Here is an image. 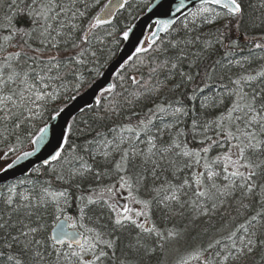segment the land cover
I'll return each instance as SVG.
<instances>
[{
  "label": "snow or ice",
  "instance_id": "1",
  "mask_svg": "<svg viewBox=\"0 0 264 264\" xmlns=\"http://www.w3.org/2000/svg\"><path fill=\"white\" fill-rule=\"evenodd\" d=\"M127 5L92 15L90 0H0V142L15 141L0 160L22 132L33 145L6 169L45 142L47 124L38 136L29 129L67 94L68 78L78 92L85 69L99 74L108 26ZM249 7L179 0L154 21L37 178L0 188V264H264V0ZM74 134L82 143H70ZM117 188L139 209L118 207Z\"/></svg>",
  "mask_w": 264,
  "mask_h": 264
},
{
  "label": "water",
  "instance_id": "2",
  "mask_svg": "<svg viewBox=\"0 0 264 264\" xmlns=\"http://www.w3.org/2000/svg\"><path fill=\"white\" fill-rule=\"evenodd\" d=\"M120 2L121 0H106L96 13L101 12V9H103L106 4L111 3L118 5ZM178 3L179 0L151 1L144 13L128 27L131 28L129 39L125 41L122 39V36H120L121 46L119 50L117 51L115 57L105 66L99 76L84 89L73 95L75 99H72V96L68 102L60 107L59 109H63V111L55 120L49 119L47 121L46 124L48 132L45 142L40 145L39 150L36 151L35 155L26 159H21L17 164L13 165L11 169H6L7 163L14 160L21 154L22 151L32 150L33 145L29 142L15 155L0 161V168L6 169L5 171L0 172V185L28 176L34 168L42 165L43 160L46 159L53 150H55L58 143L62 140L67 124H70L71 120L81 113V108L94 103V97L99 94L102 87H105L108 83L113 82L117 71H119V65L123 62V60L132 54L138 42L143 40L148 35L149 29L154 25V21L157 19L171 18V12L174 11L175 6ZM120 10L121 8L119 7L115 9L112 20ZM44 126L45 125L42 127ZM35 135H39V130ZM119 206L121 207L122 204L119 203ZM56 224L57 222L51 228L49 234L53 233ZM66 227H68V225H66ZM71 230L72 229L69 227V231Z\"/></svg>",
  "mask_w": 264,
  "mask_h": 264
},
{
  "label": "trees",
  "instance_id": "3",
  "mask_svg": "<svg viewBox=\"0 0 264 264\" xmlns=\"http://www.w3.org/2000/svg\"><path fill=\"white\" fill-rule=\"evenodd\" d=\"M106 0H90V2L94 5L93 8H91L90 14L95 15L96 12L102 7V5L105 3ZM152 0H128V5L121 9L116 16L113 19V23L111 26H108V30L111 31L112 28H115V33L113 35V37L109 38V40L107 41L106 44V50L102 53H100V67H99V74L103 71V69L105 68V66L115 57L117 51L119 50L120 46H121V31L122 30H126L141 14L144 13V11L146 10V8L148 7V5L151 3ZM259 0H244V4H245V9L246 12H252L253 9L249 7V5L252 4H258ZM257 15H259V12L256 13ZM3 13L0 12V23L3 22ZM227 21H221L220 24L222 23H226ZM16 25L18 27H24L27 26V19L24 18L23 20L21 19H17L15 21ZM220 24H214L211 26H203L202 30L204 32H208L209 30H215V28L220 27ZM177 28H180V25L177 24L176 25ZM104 29H101V33H103ZM175 35V34H173ZM180 35L183 36L184 33L181 31ZM233 35H235V33H233ZM250 35H260L259 31L256 32H252L250 33ZM112 40L117 41L116 44L112 43ZM97 48H99V45L96 46ZM89 67H91V65H89ZM85 72V82L83 83L82 87L79 89V91H81L82 89H84L87 85H89L92 81H94L99 74L93 72V73H89L87 71V69L84 70ZM145 74L147 72V70H144ZM69 80V91L67 92V94L65 96H62L61 99L59 101H57L55 104L50 106L49 109V113L45 115L43 120H38L36 121V124L34 127H32L31 129H29V131L35 135V133L39 130L40 127H42L44 124L47 123V121L50 119V115L52 114V109H59L60 107H62L66 102L69 101V99L75 95L76 93H78L75 88H74V84L75 81L72 77L68 78ZM115 78L113 79L114 82ZM127 113H124L122 115H126ZM81 113L79 115H77L76 117H74L70 124L73 122L74 119H76L77 121H79V119H81ZM90 118V117H89ZM114 119H117L114 117ZM22 138L24 139L23 145L21 147H18V150L15 152H12L9 154L8 158L15 155L20 149H22L28 142L29 140L26 138L25 133H21ZM71 142H75V143H82V139L78 138L75 134L72 135L71 138ZM15 141L14 139L11 141H6V142H0V153H3L5 151H7V148L9 146V144H14ZM5 160V159H3ZM1 161V160H0ZM31 174V175H30ZM28 176L23 177V178H19L17 180L11 181L9 183L3 184L0 186V188L6 189L7 186L12 185V184H16L18 181L20 180H25L28 178H31L33 180H35L37 177L35 176V174H32V172L30 173ZM47 177H41V179H45ZM104 183H112V181L109 180H105ZM118 190V188H117ZM75 191V190H73ZM124 194H126V196L128 195V193L126 191H124ZM116 197V191L114 192V194L112 195L111 199L113 202L117 203V206H119L118 201H116L115 199ZM131 203L130 206L132 207V209L138 210L139 209V205L133 203L132 201H129ZM68 215L72 216L74 219L78 216V212L75 206V201H73L72 207H70L68 209L67 212ZM57 221L55 220L54 217L52 216H46L45 218V223L47 225V229H48V234L49 231L51 230V228L55 225ZM119 255V253H118ZM151 264H157V258L153 257V260L151 262Z\"/></svg>",
  "mask_w": 264,
  "mask_h": 264
},
{
  "label": "rangeland",
  "instance_id": "4",
  "mask_svg": "<svg viewBox=\"0 0 264 264\" xmlns=\"http://www.w3.org/2000/svg\"><path fill=\"white\" fill-rule=\"evenodd\" d=\"M126 194H124V191H122V190H116V197H115V199H116V201H118L120 204H122V206L120 207L121 209H122V207H123V205H125V204H128L129 205V207L130 208H132L131 206H130V204L129 203H131V202H129L130 200H128V199H126ZM134 210V209H133Z\"/></svg>",
  "mask_w": 264,
  "mask_h": 264
}]
</instances>
